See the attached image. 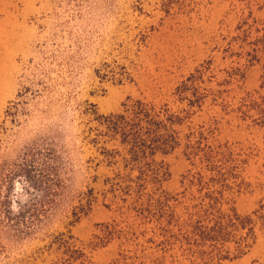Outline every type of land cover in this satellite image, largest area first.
<instances>
[{"label": "rangeland", "instance_id": "rangeland-1", "mask_svg": "<svg viewBox=\"0 0 264 264\" xmlns=\"http://www.w3.org/2000/svg\"><path fill=\"white\" fill-rule=\"evenodd\" d=\"M249 16L264 28V0H0V172L26 148L47 141L61 158L60 177L72 201L28 237H1L0 229V264H58L62 236L85 264H112L120 252H132L117 241L99 245L101 226L116 215L103 186L112 172L98 164L92 144L95 119L119 114L131 101L171 103L175 87L202 67L213 91L226 72L240 69L242 78L221 88L229 110L248 94L264 97L262 63L248 68L225 53ZM233 53L241 54L236 47ZM207 115L195 116L193 126L220 118L217 108ZM219 122L213 141L250 154L243 174L248 188L233 197L236 212L249 216L264 202V127L234 114ZM156 161L169 172L162 190L178 194L189 166L181 150ZM23 183L0 182V198L7 191L12 201L24 202ZM37 190L32 185L29 196ZM85 196L92 197L91 210L73 224L71 207ZM222 264H264V235L257 232L246 255Z\"/></svg>", "mask_w": 264, "mask_h": 264}, {"label": "trees", "instance_id": "trees-1", "mask_svg": "<svg viewBox=\"0 0 264 264\" xmlns=\"http://www.w3.org/2000/svg\"><path fill=\"white\" fill-rule=\"evenodd\" d=\"M236 32L225 53L243 59L248 68L262 63L260 89L264 90V28L249 16ZM234 47L241 54L233 53ZM208 71L202 67L180 82L171 103L131 101L121 113L95 119L98 130L92 144L98 164L112 172L103 186L116 215L101 226L99 245L117 241L122 248H133L120 252L112 264H177L178 260L222 264L246 255L256 243L257 232L264 235V202L249 216H240L234 208L233 197L248 188L243 174L250 154L238 144L213 141L219 121L230 114L242 123L252 121L264 127V97L248 94L229 110L221 88L242 78L236 75L240 69L226 72L216 91L206 86ZM212 108L218 109V120L209 117L206 123L193 126L195 116L208 117ZM52 146L47 141L34 144L0 172V182L6 186L23 180L27 187L22 189V203L12 201L7 191L0 198L1 237H28L72 202L60 177L61 158ZM177 150L189 166L181 191L172 196L161 188L169 172L156 158ZM32 185L38 188L37 196H29ZM85 197L84 203L80 198L78 206L71 207L73 224L91 210L92 197ZM58 241L63 255L58 264H85L84 254L65 237Z\"/></svg>", "mask_w": 264, "mask_h": 264}]
</instances>
